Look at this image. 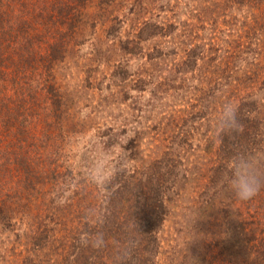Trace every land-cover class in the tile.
<instances>
[{
  "label": "trees",
  "instance_id": "1",
  "mask_svg": "<svg viewBox=\"0 0 264 264\" xmlns=\"http://www.w3.org/2000/svg\"><path fill=\"white\" fill-rule=\"evenodd\" d=\"M55 9L53 20L69 14L73 8L63 9L58 5ZM65 20L66 17L60 23ZM10 25L11 22L4 24L0 20V63L14 70L12 78L3 85V91L12 89L8 87L12 84L13 97L18 102L4 103V116L1 117L0 136L7 137L9 148H0V159L3 160L0 162V224L12 219L8 217L9 210H6L9 207L7 196L19 199V193L22 195L30 189L37 191L35 179L46 171L45 156H52L48 147L38 143L40 133L31 126V118L36 115L33 111L46 101L40 99L37 89L42 90L41 86H45V96L55 105L53 110H59L64 103L59 87H55L49 74L53 58L60 53L61 42H50L47 46L49 53L40 56L32 48V41L19 35L20 39H24L19 51L8 43L9 38L11 41L16 38ZM168 31L169 24L163 21L145 18L137 24L135 33L140 41L160 37L148 48L151 61L155 57V60H161L160 63L169 65V61L172 64L169 57L164 58L167 55L165 50L170 47L167 40L161 38L166 37ZM166 68H162L161 72L158 69L153 72L152 69L143 70L137 78L140 86L152 87L149 91L155 100L139 94L137 107L132 108L136 114L132 116L144 120L136 119L137 125L129 128L133 136L125 138L128 139V147L121 144L124 140L122 136L127 132L124 124H99L89 132L91 146L96 142L115 143L121 148L133 150L139 148L145 129L150 127L148 122L152 124L158 117L151 128L155 126L153 128L160 131V137L153 135L149 145L155 143L159 150L154 154L146 153V157L131 158L135 159L134 164L121 173L113 167L106 177L108 183L99 184L98 174L92 173L91 169L77 170L76 176L73 170L68 169L66 175L76 180L74 191L63 201L62 192L57 191L56 201L52 190L49 192L47 216H37L33 221L38 222L36 226L27 223L28 228L22 232L26 236L29 233L31 243L36 242L38 246L31 247L25 243L24 248H19L17 243L12 252L14 258L6 259L8 263L264 264V191L249 201H240L226 183L228 169L238 153L264 154V93L258 94L255 88L244 91L235 85H227L233 87L228 100L239 106L237 118L242 129L218 133L216 119L225 102L214 103L208 113L211 124L202 140L205 146H194L197 157L192 153L184 155V147L178 138L186 135L184 143L191 145L194 137L191 133L195 134L193 128H187L186 121L182 123L184 114L179 112L172 113L174 118L171 121L161 117L163 113L159 109L164 103L153 92V86L162 80L161 73ZM201 73L195 77L201 80L194 88L196 92L205 94L213 85L207 84L211 82V74L216 73L211 70ZM0 79L4 80V76L0 75ZM47 90H51V96H48ZM216 91L222 93L220 97L223 96V90L217 88ZM54 122L61 141L67 134L70 136L76 132L66 122L63 125L65 130H62L57 114ZM83 135L87 137V134ZM53 138L54 135L48 143H52ZM176 144L178 148H174ZM57 147L61 148L60 145ZM35 160L38 165H34ZM119 160L113 162L114 166L122 164ZM48 170H51L50 166ZM50 173L54 180L58 174L62 176L57 169ZM195 180L205 182L194 196L190 192L194 191ZM59 213L66 217L71 214L64 222L68 224H64L61 230L62 237H58L56 227L55 216ZM167 221L171 224L165 228ZM14 235L17 238V234ZM16 255L22 257L16 261ZM57 257L61 262L54 260ZM0 259L5 264L1 255Z\"/></svg>",
  "mask_w": 264,
  "mask_h": 264
},
{
  "label": "rangeland",
  "instance_id": "2",
  "mask_svg": "<svg viewBox=\"0 0 264 264\" xmlns=\"http://www.w3.org/2000/svg\"><path fill=\"white\" fill-rule=\"evenodd\" d=\"M0 2V20L4 24L11 22L12 34L16 36L14 41L8 39L9 45L13 44L12 47L19 51L22 49L24 39H20L19 35H23L32 41L34 51L43 56L49 53L47 46L50 42L57 40L61 42L60 53L53 58L49 74L64 98L59 110L56 108L53 110L55 105L45 96V86H41L42 90L37 89L40 99L46 101L37 111H33L36 115L31 118V126L40 133L38 143L44 148L48 147V153H52V156L44 158L46 171L35 179L37 191L30 189L22 195L19 193V199L7 196L9 207L6 210H9L7 214L12 219L10 222L2 221L0 224V255L5 264H10L6 259L14 258L12 252L17 243L19 248H24L25 243L31 247L38 246L36 242L31 243L29 233L27 237L22 232L28 228L27 223L36 226L38 222L33 221L37 216H47L48 196L51 190L55 201L57 191L63 193L62 201L74 191L76 180L66 175L68 169L73 170L75 176L77 170L91 169L92 173L98 174L99 184L106 181L108 183L106 177L113 167L121 173L128 169L130 164H134L135 159L159 150L160 147L155 143L149 145V142L153 141V135L160 134L158 129L153 128L155 126L151 128L158 117L152 124L151 121L148 122L150 127L145 129L139 148L130 150L115 143L98 142L91 146L89 141V132L97 125L116 122L124 124L127 132L122 136L124 140L121 144L128 147V139L125 138L133 136L129 128L137 125L136 119L144 120L132 116L136 114L132 108L137 107L139 94L155 100L150 93L151 90L149 91L152 87L150 85L142 87L137 80L143 70L152 69L153 72L158 69L161 72L162 68L167 67L166 71L161 73L162 80L153 86V92L164 103L159 109L163 113L160 116L171 121L174 118L172 116L174 111L184 114L182 123L186 121L187 128L192 127L195 134L191 133L194 136L191 145L184 143L186 135L178 140L184 147L182 150L184 155L192 153L194 157H197L194 146H205L202 140L211 124L208 115L210 108L214 103L227 102L231 97L230 90L233 87L229 88L227 85H235L244 91L255 88L258 94L264 93V0H0ZM58 5L63 9H73L69 14L53 20L57 11L55 6ZM72 14L74 16H69ZM65 17L64 23H60ZM145 18L169 24L168 35L161 38L167 40L169 44L170 48L165 50L167 55L164 58L169 57L172 64L169 61L167 62L169 65L160 63L161 60H155V57L152 61L148 58V48L160 37L154 36V40L152 38L146 41L139 40L135 33L136 26ZM156 54L155 52L154 56ZM0 69L3 71L0 75L4 76V80L0 79L2 106L0 126H2L3 104L18 101L13 97L12 84H8L12 89L3 91V85L12 78L14 70L4 67L3 64ZM204 70L215 71L216 75L211 74L212 83L209 81L207 84L213 85L205 94H201L194 88L201 79L196 80L195 77L203 74L201 72ZM45 71L47 72L48 68ZM158 79L159 75L156 80ZM217 88L224 91L222 97H220L222 93L216 91ZM47 94L51 96V90H47ZM56 114L62 127L66 122L79 134H75L76 132L73 133L74 136L67 134L61 141L56 133L54 122ZM81 133L87 134V137ZM52 135L53 141L48 143ZM6 138L0 136V148H9ZM145 144H148L147 148ZM59 145L61 148L57 147ZM178 146L176 144L174 148ZM118 159L122 164L114 166L113 162ZM2 161L0 159V162ZM34 165H38L36 160ZM48 166L51 170H48ZM55 169L62 173V176L58 174L56 180L50 175ZM203 182L205 180H195L194 191L190 193L195 196ZM59 214L55 216L56 227L58 237H62L61 230L64 224H68L64 222L71 214L69 213L67 217L63 213ZM165 224V228H168L171 221ZM69 229L73 228L69 225ZM14 233L17 234V238ZM15 257L17 261L22 255ZM54 260L61 262L59 257ZM0 264H4L1 259Z\"/></svg>",
  "mask_w": 264,
  "mask_h": 264
},
{
  "label": "clouds",
  "instance_id": "3",
  "mask_svg": "<svg viewBox=\"0 0 264 264\" xmlns=\"http://www.w3.org/2000/svg\"><path fill=\"white\" fill-rule=\"evenodd\" d=\"M238 104L228 100L217 116L215 129L218 133L231 129L240 131ZM264 154L238 153L228 169L227 186L240 201H249L264 191Z\"/></svg>",
  "mask_w": 264,
  "mask_h": 264
}]
</instances>
